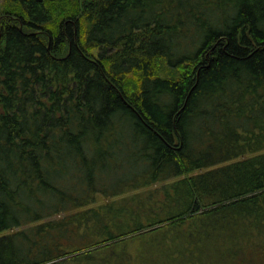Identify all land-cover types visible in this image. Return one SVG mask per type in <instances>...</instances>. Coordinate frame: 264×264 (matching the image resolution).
<instances>
[{
	"label": "trees",
	"instance_id": "1",
	"mask_svg": "<svg viewBox=\"0 0 264 264\" xmlns=\"http://www.w3.org/2000/svg\"><path fill=\"white\" fill-rule=\"evenodd\" d=\"M0 264H264V0H3Z\"/></svg>",
	"mask_w": 264,
	"mask_h": 264
},
{
	"label": "rangeland",
	"instance_id": "2",
	"mask_svg": "<svg viewBox=\"0 0 264 264\" xmlns=\"http://www.w3.org/2000/svg\"><path fill=\"white\" fill-rule=\"evenodd\" d=\"M2 3H3V0H0V7H1ZM219 16H222V19H224L223 15L219 14ZM188 32H189L188 35H190V32H192L194 34L196 32V30L193 27H190L188 29ZM188 38L190 39V37H188ZM187 42H189V41H187Z\"/></svg>",
	"mask_w": 264,
	"mask_h": 264
},
{
	"label": "water",
	"instance_id": "3",
	"mask_svg": "<svg viewBox=\"0 0 264 264\" xmlns=\"http://www.w3.org/2000/svg\"><path fill=\"white\" fill-rule=\"evenodd\" d=\"M39 1H42V0H39Z\"/></svg>",
	"mask_w": 264,
	"mask_h": 264
}]
</instances>
